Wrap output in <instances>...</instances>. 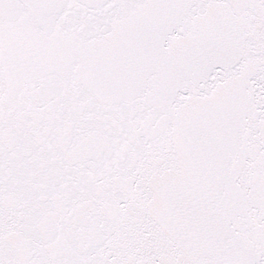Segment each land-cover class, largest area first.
<instances>
[{
    "label": "snow or ice",
    "instance_id": "snow-or-ice-1",
    "mask_svg": "<svg viewBox=\"0 0 264 264\" xmlns=\"http://www.w3.org/2000/svg\"><path fill=\"white\" fill-rule=\"evenodd\" d=\"M0 264H264V0H0Z\"/></svg>",
    "mask_w": 264,
    "mask_h": 264
}]
</instances>
